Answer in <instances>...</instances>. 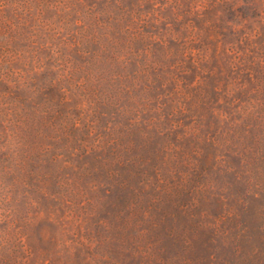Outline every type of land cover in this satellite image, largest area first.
Listing matches in <instances>:
<instances>
[{
  "label": "rangeland",
  "instance_id": "1",
  "mask_svg": "<svg viewBox=\"0 0 264 264\" xmlns=\"http://www.w3.org/2000/svg\"><path fill=\"white\" fill-rule=\"evenodd\" d=\"M0 264H264V0H0Z\"/></svg>",
  "mask_w": 264,
  "mask_h": 264
},
{
  "label": "trees",
  "instance_id": "2",
  "mask_svg": "<svg viewBox=\"0 0 264 264\" xmlns=\"http://www.w3.org/2000/svg\"><path fill=\"white\" fill-rule=\"evenodd\" d=\"M125 148V146L122 147V152H126ZM128 153L129 150L126 154H122L120 148L116 149V146L113 145L111 147V144H99L92 149L91 153H88L87 150H84L81 154H77V157H82L85 160V168L87 165L89 166V168H93L98 177H101L103 179L102 184L106 186V189L110 192H114V188L115 190H122L124 188L123 186H127V184H130L133 178L142 176L140 171L137 170V172L129 174V176L122 179V174L119 173L117 169L118 165L124 164L125 162L137 164V161H135L133 158H130V156H128ZM21 163L22 160L17 162V170H19V166L20 169L23 170ZM56 177L58 178L59 182H65L61 177ZM66 184H68V182H66ZM46 189L48 190V186Z\"/></svg>",
  "mask_w": 264,
  "mask_h": 264
}]
</instances>
